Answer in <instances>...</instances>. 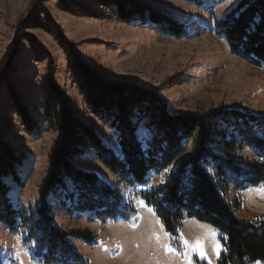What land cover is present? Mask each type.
I'll return each mask as SVG.
<instances>
[{"label": "rangeland", "instance_id": "obj_1", "mask_svg": "<svg viewBox=\"0 0 264 264\" xmlns=\"http://www.w3.org/2000/svg\"><path fill=\"white\" fill-rule=\"evenodd\" d=\"M113 0H0V141L24 153L17 168L24 182L9 184L8 197L26 213L34 211L39 187L45 177L57 131L47 128L43 113L51 95L49 69L58 92L74 117L89 125L102 143L117 152L116 137L86 106L80 93L82 79L74 67L75 56L106 84L133 83L154 90L171 114L210 110H235L264 116V68H255L233 56L214 32V22L238 0H202L199 8L185 0H141L186 27L188 35L173 38L150 23H122ZM211 9V11H209ZM24 107L37 125L27 133L17 114ZM143 120L137 135L143 143L150 139ZM191 150L189 144L186 150ZM254 160L250 150L242 153ZM76 168L94 172L128 200L134 199L138 222L101 225L83 214H66L50 200L54 226L58 230L89 229L97 243H72L90 264H189L193 258L215 264L221 247L213 228L187 220L180 231L179 252H168L169 239L153 212L135 195L157 187L175 164L160 174L149 175L143 186L120 183L91 150L73 160ZM239 200L237 217L243 222L264 221V189L228 192ZM26 230L10 233L0 224V259L3 264H40L29 247L22 244ZM188 241L185 247L184 241ZM197 241L206 251L202 259L192 251ZM34 247V243L29 244Z\"/></svg>", "mask_w": 264, "mask_h": 264}, {"label": "trees", "instance_id": "obj_2", "mask_svg": "<svg viewBox=\"0 0 264 264\" xmlns=\"http://www.w3.org/2000/svg\"><path fill=\"white\" fill-rule=\"evenodd\" d=\"M185 1L204 7L202 0ZM111 5L122 23H150L164 35L178 39L188 35L181 23L141 0H113ZM214 32L233 56L264 68V0H238L214 22ZM74 67L82 79L83 101L112 129L118 151L105 146L89 125L72 115L49 69L51 95L45 101L43 116L47 128L57 131L59 137L52 146L34 211L26 213L8 197L10 186L4 180L11 178L17 187L24 186L17 168L26 156L0 141V224L10 233L26 230L21 240L29 247L31 258L40 264H90L72 241L88 246L97 243L89 229L58 230L50 200L68 215H87L101 225L137 224L134 199H126L96 173L73 164L91 150L127 186H143L149 175L175 164L157 187L135 195L153 212L175 251L181 247L183 223L194 220L219 234L221 251L215 264H264V221H240L236 214L240 201L230 200L228 194L230 189H264V116L235 110L171 114L154 90L128 82L103 83L77 56ZM17 114L27 133L37 131L24 107L17 105ZM143 120L150 134L146 143L137 135ZM189 144L191 150L186 153ZM247 150L254 160L242 156ZM31 242L34 247L29 246ZM193 263L206 264L194 258Z\"/></svg>", "mask_w": 264, "mask_h": 264}, {"label": "snow or ice", "instance_id": "obj_3", "mask_svg": "<svg viewBox=\"0 0 264 264\" xmlns=\"http://www.w3.org/2000/svg\"><path fill=\"white\" fill-rule=\"evenodd\" d=\"M141 203H143V201ZM184 245H185V247H188L189 246L187 240L184 241ZM165 247H166V251H168V252H174L175 251V249L171 248L170 246H165ZM191 250L197 252V254L202 259L207 258L206 251L203 249V247L201 246V244H200L199 241H197L196 246L195 247H192ZM21 264H23V262H21ZM189 264H192V262H191L190 259H189ZM209 264H211L210 261H209Z\"/></svg>", "mask_w": 264, "mask_h": 264}]
</instances>
